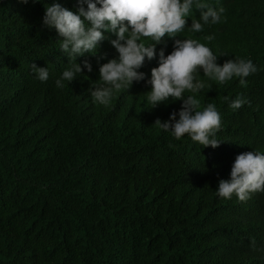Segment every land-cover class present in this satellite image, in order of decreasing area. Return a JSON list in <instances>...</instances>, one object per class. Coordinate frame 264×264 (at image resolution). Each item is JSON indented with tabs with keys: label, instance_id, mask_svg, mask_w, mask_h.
<instances>
[{
	"label": "trees",
	"instance_id": "1",
	"mask_svg": "<svg viewBox=\"0 0 264 264\" xmlns=\"http://www.w3.org/2000/svg\"><path fill=\"white\" fill-rule=\"evenodd\" d=\"M45 2L75 11V0H0V264H264V192L246 201L215 192L237 154L264 151V0H206L224 8L219 23L155 46L166 55L173 39L191 35L218 64H256L244 85L238 77L208 81L198 93L220 113L216 147L154 123L181 106L170 98L149 108L155 57L139 69L144 79L108 105L93 100L99 64L117 55L113 33L95 55L75 58L91 72L81 65L83 73L57 88L71 62L55 29L41 24ZM32 63L48 67L46 81L35 79ZM237 94L247 103L232 110L224 96Z\"/></svg>",
	"mask_w": 264,
	"mask_h": 264
},
{
	"label": "clouds",
	"instance_id": "2",
	"mask_svg": "<svg viewBox=\"0 0 264 264\" xmlns=\"http://www.w3.org/2000/svg\"><path fill=\"white\" fill-rule=\"evenodd\" d=\"M43 7L42 26L55 29L60 37L58 50L71 62L54 80L57 88H64L78 73L91 72L88 60L76 63L75 58L84 53L95 55L99 43L107 38L106 33H113L115 38L109 43L117 55L98 66L101 83L90 92L96 103L108 105L116 93L126 90L133 81L144 79L145 73L139 69L145 59L155 57L157 66L150 69L145 81L150 85L145 92L149 108L170 98L179 99L181 106L163 122L156 119L154 123L176 139L187 134L202 146L216 147L223 141L216 135L221 128L217 107L213 103L202 106L198 93L211 88L208 81L223 85L238 77L244 85L245 77L257 71L256 64L246 57L218 64L217 54L191 35L173 39L172 50L166 55L163 48L155 47L165 36L172 38L185 31L197 33L206 25L219 23L223 7L214 8L206 0H75V11L57 2H45ZM193 8L200 9L199 17L191 16L188 25L186 18ZM205 39L210 41L213 36L209 34ZM31 71L41 82L49 77L47 66L32 63ZM201 72L207 80L201 78ZM224 101L232 110L247 103L240 94L232 98L226 95ZM215 192L224 199L235 195L240 201L264 192V151L253 149L237 154L228 178L218 180Z\"/></svg>",
	"mask_w": 264,
	"mask_h": 264
}]
</instances>
